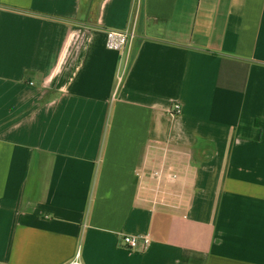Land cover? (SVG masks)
Segmentation results:
<instances>
[{
	"label": "crops",
	"instance_id": "crops-1",
	"mask_svg": "<svg viewBox=\"0 0 264 264\" xmlns=\"http://www.w3.org/2000/svg\"><path fill=\"white\" fill-rule=\"evenodd\" d=\"M78 253L264 264V0H0V264Z\"/></svg>",
	"mask_w": 264,
	"mask_h": 264
},
{
	"label": "built area",
	"instance_id": "built-area-1",
	"mask_svg": "<svg viewBox=\"0 0 264 264\" xmlns=\"http://www.w3.org/2000/svg\"><path fill=\"white\" fill-rule=\"evenodd\" d=\"M136 38V30L135 26L131 25L124 30L115 31L111 30L107 32V48L112 51H117L125 54L127 57L130 53L131 46ZM174 111L179 112V106L176 105L174 107ZM151 237L149 235L138 238L126 236L122 239V244L124 247L129 248L131 250H138L143 247L146 249L151 244ZM72 264H82L80 260V253L77 254L76 259L72 262Z\"/></svg>",
	"mask_w": 264,
	"mask_h": 264
}]
</instances>
